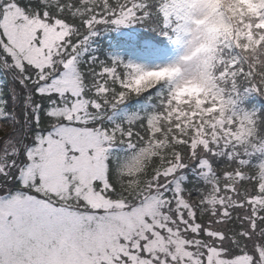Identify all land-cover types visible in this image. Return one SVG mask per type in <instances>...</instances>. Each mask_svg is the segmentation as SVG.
I'll return each mask as SVG.
<instances>
[{
    "label": "snow or ice",
    "instance_id": "obj_1",
    "mask_svg": "<svg viewBox=\"0 0 264 264\" xmlns=\"http://www.w3.org/2000/svg\"><path fill=\"white\" fill-rule=\"evenodd\" d=\"M0 264H264V0H0Z\"/></svg>",
    "mask_w": 264,
    "mask_h": 264
}]
</instances>
